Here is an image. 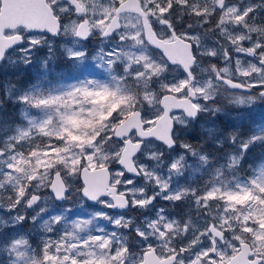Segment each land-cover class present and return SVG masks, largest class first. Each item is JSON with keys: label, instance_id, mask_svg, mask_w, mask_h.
I'll list each match as a JSON object with an SVG mask.
<instances>
[{"label": "rangeland", "instance_id": "obj_1", "mask_svg": "<svg viewBox=\"0 0 264 264\" xmlns=\"http://www.w3.org/2000/svg\"><path fill=\"white\" fill-rule=\"evenodd\" d=\"M54 1L57 15H70L68 4ZM121 1L83 0L96 33L90 42L76 36L79 16L68 17L44 49L35 46L40 37H29L0 64V264H136L147 248L161 255L181 250L175 264H192L196 256L214 264L243 240L264 264V0H140L160 37L181 20L188 29L182 36L194 43L200 111L192 120L174 113V135L194 132L191 139L213 147L169 151L145 141L135 158L140 181L115 164L123 144L113 138L114 127L134 109L152 126L161 95L185 96L187 76L146 44L139 15L121 13L120 29L100 37ZM173 4L178 16L167 21ZM204 29L216 30L217 39ZM218 72L249 91L217 82ZM105 165L112 183L143 208L140 215L116 212L105 197L92 205L81 196L80 169ZM57 170L70 187L61 203L48 190ZM147 188L158 191L151 203ZM34 192L41 201L27 210ZM191 193L193 217L180 220L172 202ZM209 224L224 235L214 253Z\"/></svg>", "mask_w": 264, "mask_h": 264}, {"label": "water", "instance_id": "obj_2", "mask_svg": "<svg viewBox=\"0 0 264 264\" xmlns=\"http://www.w3.org/2000/svg\"><path fill=\"white\" fill-rule=\"evenodd\" d=\"M30 3L31 4L23 5L12 3L11 0H4L0 13V29L2 30V26L14 28L18 23H21L32 32L43 31L51 35H58L60 30L58 17L53 15L52 10L47 6L45 1L31 0ZM73 6L76 12H84V8L81 5H77L76 7L73 4ZM123 12L140 15L144 39L148 45L151 48L162 51L163 57L169 64L180 65L189 77L188 97L178 98L170 93H165L161 96L160 105L163 108V112L159 118L156 119L153 126L144 128V123L141 120V112L139 110H134L115 126L113 133L114 138L123 141V148L120 151V156L116 164L121 166L127 173L137 175L139 172L135 167L133 157L139 153L143 145V140L153 138L165 144L168 148H171L175 144L172 138L174 120L171 117V113L181 110L188 118L196 117L198 109L190 99L193 98L195 94L189 86L192 82L190 67L195 63L196 58L192 52L191 42L180 37H174L170 41H165L157 35L147 18L146 12L141 7L139 0H123L119 2L101 37L111 35L120 27L119 14ZM76 33L82 40L88 38L90 31L87 18L79 22ZM7 39H2L0 37L3 43L1 44L0 41V60L9 47L20 42V40L13 41L11 42L12 44L10 43V45L5 48L4 41L7 43ZM215 79L239 92H247L249 90L247 86L238 81L221 76L219 73L216 74ZM261 93L264 94V89L261 90ZM132 131H135L136 138L138 139L137 141H133L128 137ZM2 154L3 151H0V156ZM80 181L82 183L81 195L87 202L94 204L99 198L109 196L114 202L115 209H126L127 203L125 196L117 194L115 186L110 185L111 171L108 166H100L97 168L82 167L80 170ZM48 189L57 203L63 202L66 198V193L69 191V187L66 186L59 171L52 174ZM40 200L41 196L39 194H31L26 203V208L32 210ZM212 234L214 237H221V233L217 229H213ZM212 244L214 245V241ZM153 253V250H145L143 252L142 261L137 264H172L175 258L173 255L166 259H157V257H154ZM253 253L249 243L241 242L239 251L227 263L219 261L217 264H259L262 260L259 256H255L252 260L248 259Z\"/></svg>", "mask_w": 264, "mask_h": 264}, {"label": "flooded vegetation", "instance_id": "obj_3", "mask_svg": "<svg viewBox=\"0 0 264 264\" xmlns=\"http://www.w3.org/2000/svg\"><path fill=\"white\" fill-rule=\"evenodd\" d=\"M3 1L4 0H0V13H1V7H2V4H3ZM29 1L31 0H11V2H16V3H19V4H28ZM50 6L51 8L53 9V11L56 13V4H55V1L54 0H45ZM64 3L68 4L71 8H72V11L70 12V15L67 16V14H63V15H58L59 17V20L62 24L63 21H66L68 19V17H73V16H76L77 18V21H78V17L79 16V19H83L84 16H87L85 13H86V10H85V13L82 14V15H79L77 13H75V10L74 8L71 6V1H74V0H62ZM80 5L83 6V0H76ZM221 6V4H220ZM84 7V6H83ZM85 8V7H84ZM178 8V5H175L173 4V6H171L167 12L165 13V19L167 21L170 20V14H174L176 17L178 16V11L179 9ZM188 15V13H187ZM175 17V18H176ZM88 18V17H87ZM183 19V18H182ZM79 22V21H78ZM206 28H208V26H206ZM91 29V28H90ZM1 30V29H0ZM187 27L184 26V23H183V20H181V22H178L176 24L175 27H171L169 29V31L167 32V40L169 39H172L176 36H181L183 37L182 35L187 32ZM200 33H203V34H209V35H212L215 39H217V36L215 35L217 33V31H210V30H203L201 31ZM32 36H38L41 38V41H37L35 43V46L37 49H44L43 48V42L49 40V39H53V37L45 34V33H30L23 25L21 24H17L14 28H10L8 26H2V30L0 31V37L2 39H7L8 37H13V38H16V37H20L22 39V42L18 45H15L13 47H11L6 53H5V56H7L8 54H11L13 53L15 50L17 49H20V47H22L25 43H26V40L29 38V37H32ZM96 37V33H93L92 32V29H91V33H90V37H89V42L94 38ZM189 40V39H188ZM193 48H194V45L192 44ZM234 50H242L243 47L241 45H232L231 46ZM246 49H248V47H246ZM5 60V57L4 59H2L1 63ZM0 63V64H1ZM22 73L18 74V76L20 77ZM182 97V96H180ZM185 141L186 143L182 144V143H177L176 144V148L174 149H171V150H176V149H179L180 147V144H182L183 146H188L190 148L192 147H200L199 144H192L191 141H189V139L185 138ZM128 178H132V179H137V180H142V175L139 174L138 176L134 177V176H131V175H126ZM117 188V191L119 193H122L124 194L127 198H128V201H129V206L128 208L125 210V211H117L118 213H129V214H137V215H140L143 211V208L140 209V207H138L136 204H131V200H130V197H129V194L128 192L126 191H123L121 190V187L119 185L116 186ZM153 192H158L157 190H151L149 188H147V193L149 194L148 195V198H147V203H151L153 202V197L151 195V193ZM191 195H193L192 193L189 194V196L187 195H184L182 196L180 199L176 200L174 203L172 202V206L170 207L172 210L176 211L179 215V218L180 220H188L189 218L193 217V209H194V206L192 204V199L193 197H190ZM155 202L158 203V204H162L164 206H168L169 202H166V201H162L159 197H156L155 198ZM125 229L126 230H129L130 227V223L129 222H125ZM213 224H209L207 225V228L208 227H211ZM122 230H120L121 232ZM207 233V232H206ZM211 240V239H210ZM246 241V240H244ZM239 243V242H238ZM198 245V244H197ZM155 251L158 253V251L155 249ZM175 253L177 254V257L179 258L182 254V251L177 249V251H175ZM159 256L161 257H165L167 256L168 254L166 255H161L160 253H158ZM196 264H210L208 262H204L201 263L200 262V259H199V256H196L194 261ZM192 262V263H193Z\"/></svg>", "mask_w": 264, "mask_h": 264}, {"label": "trees", "instance_id": "obj_4", "mask_svg": "<svg viewBox=\"0 0 264 264\" xmlns=\"http://www.w3.org/2000/svg\"><path fill=\"white\" fill-rule=\"evenodd\" d=\"M249 151L251 152V148L249 149ZM248 160H249V157L248 156H245L243 158V163H246Z\"/></svg>", "mask_w": 264, "mask_h": 264}]
</instances>
